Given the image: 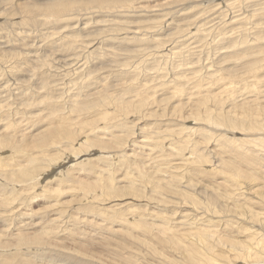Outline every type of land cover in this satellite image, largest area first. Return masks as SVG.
Segmentation results:
<instances>
[{
	"label": "rangeland",
	"instance_id": "1",
	"mask_svg": "<svg viewBox=\"0 0 264 264\" xmlns=\"http://www.w3.org/2000/svg\"><path fill=\"white\" fill-rule=\"evenodd\" d=\"M26 1L0 0V239L89 264H264L248 254L264 242V0L58 19L16 13ZM63 119L75 140L36 148Z\"/></svg>",
	"mask_w": 264,
	"mask_h": 264
},
{
	"label": "bare ground",
	"instance_id": "2",
	"mask_svg": "<svg viewBox=\"0 0 264 264\" xmlns=\"http://www.w3.org/2000/svg\"><path fill=\"white\" fill-rule=\"evenodd\" d=\"M6 0H3L2 4L5 2ZM24 1V0H23ZM26 1V0H25ZM39 0H28L26 2H21L22 4L19 3V5H22V10L21 11H18L16 13H44L48 16H55L57 19L58 17H63L69 13H66L68 11H72L73 13L76 12L75 14H80L78 12H88L90 10H107V9H112V8H115V7H122L124 4H123V1L125 0H84V2L81 3V5H78V8H81V9H74L73 6H75L77 4V2L75 0H43V1H40V2H43V3H40L38 2ZM7 3V2H6ZM40 3V4H38ZM10 4V3H9ZM11 5V4H10ZM17 5V4H15ZM11 6H14V4L12 3ZM11 6L9 8H11ZM2 6H0L1 8ZM17 7V6H16ZM19 8V7H17ZM16 8V9H17ZM103 8V9H101ZM179 8V7H178ZM4 9V8H3ZM6 9V8H5ZM5 9L3 11H5ZM13 9L15 10V6L13 7ZM89 9V10H88ZM7 10V9H6ZM11 10V9H10ZM179 10V9H178ZM9 11V10H7ZM7 11H5L7 13ZM1 12V11H0ZM3 12V13H5ZM107 12V11H106ZM176 12V11H175ZM11 13V11L9 12ZM15 13V12H14ZM13 15H16V13ZM73 13H71L70 15H72ZM178 13V12H177ZM12 14V13H11ZM82 15H84V13H81ZM199 14V13H198ZM10 15V14H8ZM33 15V14H32ZM74 15V14H73ZM172 15V13H171ZM30 16V15H29ZM44 16V15H43ZM42 16V17H43ZM114 16V15H113ZM32 17V16H31ZM18 18V16H17ZM27 19V18H26ZM31 19V18H30ZM34 20L36 18H33ZM49 19V18H48ZM53 19V18H52ZM56 20V19H54ZM113 20V19H112ZM25 21V20H24ZM28 21V20H27ZM38 21V20H37ZM109 21V20H108ZM39 22V21H38ZM111 22V21H110ZM184 22V21H183ZM203 22V21H202ZM34 23V21H33ZM44 23V22H43ZM42 23V24H43ZM47 23V22H46ZM181 23V22H180ZM36 24V23H35ZM67 24V23H66ZM110 24V23H109ZM65 26V25H64ZM104 28V27H103ZM135 29V28H134ZM199 29V28H198ZM148 30V29H147ZM203 31V30H202ZM140 32V31H139ZM137 32V33H139ZM176 32V31H175ZM97 33V32H96ZM99 33V32H98ZM110 33V32H109ZM196 33V32H195ZM156 36V35H155ZM136 39V38H135ZM142 40V39H141ZM17 46V45H16ZM13 48V47H12ZM18 51V50H17ZM78 51V50H77ZM74 53V52H73ZM78 53H74V56L71 57V62L70 64L72 66H75V65H79L82 67V61L80 58H78L77 56ZM90 86V85H88ZM88 86H86L88 88ZM82 87V86H81ZM80 89V88H79ZM14 90V89H13ZM81 90V89H80ZM80 92V91H79ZM83 92V91H81ZM85 92V91H84ZM15 93V92H14ZM31 95V94H30ZM35 95V94H34ZM41 95V94H39ZM43 95V94H42ZM28 96V94H27ZM34 97V96H33ZM97 97V96H96ZM94 97V98H96ZM104 97V96H103ZM106 97H108L106 95ZM41 98V97H40ZM39 98V99H40ZM97 99V98H96ZM92 100L91 102V106H95L96 108H99L102 106V104L104 103H100L102 101L100 100ZM29 100V99H28ZM31 100V99H30ZM107 100V99H106ZM34 101V100H33ZM36 101L38 102L39 100L36 99ZM51 101V100H50ZM108 101V100H107ZM109 101H110V98H109ZM40 102V101H39ZM35 103V102H34ZM112 103V102H110ZM9 104V103H8ZM11 104V103H10ZM3 105L1 104L0 102V118L2 119H8L9 116L11 115V110L8 109L6 106L10 107L11 105ZM74 104V103H73ZM98 104H101V105H98ZM108 104V103H107ZM107 104H105L107 106ZM19 105V104H18ZM76 105V104H75ZM98 105V106H97ZM72 106V105H71ZM104 106V105H103ZM38 107V106H37ZM74 107V106H72ZM65 108V107H64ZM98 108V109H99ZM260 108V107H259ZM75 109H77V105H76V108H74V111ZM3 110V111H2ZM71 110V109H70ZM254 110V109H253ZM256 110V109H255ZM258 111V110H257ZM14 112V111H13ZM15 112H17L15 110ZM260 112V111H259ZM30 113V112H29ZM99 113L103 114V113H106V110L105 112L101 109L99 110ZM258 113V112H256ZM262 113V112H260ZM258 113V114H260ZM261 115V114H260ZM263 116V115H262ZM60 118H65V117H62V116H59ZM235 122V121H234ZM66 123L67 121L65 119L62 120V122L59 124V125H55L51 128V130H49L47 133L46 132H43V133H40V135H37L39 136L38 139H36L35 141V147L36 148H41V147H44L45 145L49 144L48 141H52L55 139H59L61 137H65V139L67 138V140L71 141V140H75V133L71 130H69L66 126ZM230 123V122H229ZM237 125V123H235ZM241 124V123H240ZM235 125V126H236ZM5 136V135H4ZM1 140V139H0ZM3 144H11V140L9 139V137L6 136L5 139H3L2 141ZM42 149V148H41ZM50 158V157H49ZM52 158V157H51ZM37 161V158H32L30 160V162L34 165V163ZM50 160H45L44 161H38L39 164L33 166L32 168L30 169H24L22 174L24 176L26 175H31L35 169L37 167H40L43 163H48ZM239 170V168H237ZM241 170V169H240ZM251 170V169H250ZM249 170V171H250ZM37 171V170H36ZM242 172V170L240 171ZM239 172V173H240ZM248 172V171H247ZM55 173V172H54ZM251 173H252V170H251ZM237 174V173H236ZM40 175V174H39ZM56 175V174H55ZM54 175V176H55ZM22 176V178L24 177ZM241 176V175H240ZM235 177V176H234ZM249 177V176H248ZM27 179V177H25ZM24 178V179H25ZM239 179V178H238ZM243 179V177H242ZM250 179V178H249ZM253 180V179H252ZM252 189V188H251ZM89 190V188H88ZM252 219V218H251ZM258 231V230H256ZM258 233V232H257ZM3 235V234H2ZM261 235V234H260ZM1 237H4V236H1ZM255 238V237H254ZM9 238L7 237L6 240L4 239H0V264H12L13 263V259H15L17 257V252L19 249H22V248H25V247H38V249L36 250H31L32 252L36 253L40 259V262H37V260L35 258H31L30 260V264H89L88 260L86 261H81V262H77V258L76 257H71V256H58L57 255V252H52L50 255H47V254H44V250H41L39 249V247H41L42 245H34L32 242H29V241H24L22 239H19L18 242H14L13 240H8ZM239 241V240H238ZM261 243H263V245H261ZM258 245L261 246L260 249H258L257 251H255L253 254H251L250 252H248L249 254V258H258V257H263L264 256V242H259L258 241ZM214 246V245H213ZM43 249V247H41ZM196 250L195 249H192V252H195ZM198 252V251H197ZM219 252V251H218ZM217 252V253H218ZM243 252V251H242ZM235 254V253H234ZM243 254V253H242ZM236 255V254H235ZM221 257V255H220ZM225 258V257H224ZM238 258V257H237ZM210 259V258H209ZM48 261V262H47ZM94 262V260H93ZM97 262V261H95ZM94 262V264H95ZM251 264H254V263H251Z\"/></svg>",
	"mask_w": 264,
	"mask_h": 264
}]
</instances>
